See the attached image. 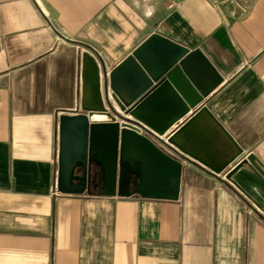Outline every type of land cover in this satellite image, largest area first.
<instances>
[{"label": "crops", "instance_id": "crops-1", "mask_svg": "<svg viewBox=\"0 0 264 264\" xmlns=\"http://www.w3.org/2000/svg\"><path fill=\"white\" fill-rule=\"evenodd\" d=\"M153 32L205 53L223 81L204 104L264 165V0H0V264H264V212L180 154L176 200L57 191L83 53L110 70Z\"/></svg>", "mask_w": 264, "mask_h": 264}, {"label": "water", "instance_id": "water-1", "mask_svg": "<svg viewBox=\"0 0 264 264\" xmlns=\"http://www.w3.org/2000/svg\"><path fill=\"white\" fill-rule=\"evenodd\" d=\"M82 112L60 116L57 191L176 200L182 161L140 134L116 108L168 141L182 158L230 182L264 212L240 184L242 174L264 190V165L242 148L204 104L223 77L198 47L153 32L110 70L82 56ZM122 120V121H119ZM97 171L92 176V166ZM80 171L81 174H75Z\"/></svg>", "mask_w": 264, "mask_h": 264}, {"label": "built area", "instance_id": "built-area-1", "mask_svg": "<svg viewBox=\"0 0 264 264\" xmlns=\"http://www.w3.org/2000/svg\"><path fill=\"white\" fill-rule=\"evenodd\" d=\"M117 112L123 115L126 119L125 121L131 124L138 132L148 139H150L153 143H155L161 150L164 152L174 155L176 157L179 156V150H177L169 141V132H165L164 134H157L156 132L152 131L143 123L139 122L138 120L134 119L132 116L125 114L123 111L117 109ZM122 121V120H119Z\"/></svg>", "mask_w": 264, "mask_h": 264}]
</instances>
